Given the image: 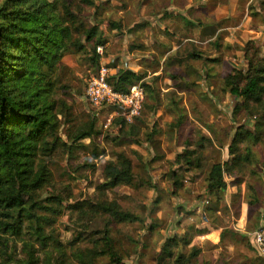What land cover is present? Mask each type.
Segmentation results:
<instances>
[{
    "label": "rangeland",
    "instance_id": "374dc122",
    "mask_svg": "<svg viewBox=\"0 0 264 264\" xmlns=\"http://www.w3.org/2000/svg\"><path fill=\"white\" fill-rule=\"evenodd\" d=\"M2 1L6 0H0V3ZM65 1L71 11L81 16H89L97 9L101 18L98 26L111 39L110 45L104 49L105 56L110 58L121 53L125 33L141 17L143 0H92L94 6L83 0ZM32 2L21 0L19 6L26 8ZM113 22L120 25L121 35L118 37L113 35L116 30H109ZM80 62L82 65L78 62L72 64L60 80L57 92L58 99H61L57 113L60 141L55 148L45 147L43 156H40L51 173L50 181L36 194L41 208L35 209L36 217L20 221L21 234L8 235L6 251L10 257L1 255L0 264H116L111 254L106 253L105 235L109 236L113 251L124 264H176L179 255L183 260L197 264H264V259L253 251L246 236L238 238L239 244H232L227 230L224 240L216 246L198 237V231L206 228L204 222L223 227L233 222L240 226L238 208L241 200L257 201L246 183L259 186L261 181L249 171L251 164L254 167L264 164V132L261 133L263 140L252 146L251 160L254 162L246 165L244 174L225 173L228 186L242 179L233 185L235 196L228 197L232 209L224 207L213 219L203 203H199V199H203L200 193L206 187L211 165L230 158L226 144L231 142L237 125L253 129L258 121L264 124V110L233 112L237 102L230 94V100L223 102L227 91L222 79L212 81L211 102L202 98L198 100L191 94L186 103L175 102L177 108L173 110L170 107L174 102L168 101L169 96L163 93L151 106V101L146 100L148 89L145 82V86L141 83L145 89L144 105L137 116L143 127L137 137H132L126 135V131L136 119L127 122L126 128L119 131L117 125L122 119L117 115L105 128L106 111L96 112L88 104L84 97L88 69L84 59L80 58ZM161 92L160 89L159 94ZM90 122L94 123V131H98L96 137L74 140L80 130L88 129ZM200 125L212 128L214 133L209 131L210 137L202 135ZM152 131L155 134L148 141L147 134ZM136 139L138 143L130 142ZM192 151L195 152L190 155L192 163H186L184 156ZM112 159L129 161L133 177L128 183L102 189L103 168ZM236 169L241 170V167ZM176 180L181 182L180 186H174ZM212 200L213 196L210 202ZM76 204H83L84 208H73ZM100 204L117 205L118 211L128 212L134 218L119 220L97 208ZM256 204H250V210ZM90 206L95 208L88 210ZM195 206L201 207V211ZM257 217L256 208L249 211L248 220L251 222L247 231L256 226ZM39 226L46 245L34 234L33 227ZM183 236H192L191 244L184 246L180 241L177 245L176 239ZM170 237L176 239L166 244ZM192 246L201 250L197 257L189 256Z\"/></svg>",
    "mask_w": 264,
    "mask_h": 264
},
{
    "label": "trees",
    "instance_id": "16d2710c",
    "mask_svg": "<svg viewBox=\"0 0 264 264\" xmlns=\"http://www.w3.org/2000/svg\"><path fill=\"white\" fill-rule=\"evenodd\" d=\"M20 1L0 3V256L9 257L6 251L8 235L21 234L20 221L36 217L35 209L41 208L36 194L50 181V170L40 156H43L45 147L55 148L60 141L57 113L61 99H58L57 92L62 74L69 69L62 63V58L66 54H76L84 59L91 68L89 77L106 55L105 52L102 56L96 52L97 46L106 44V38L98 28L101 18L97 9L89 16H81L71 11L65 0H32L26 8L19 6ZM83 1L94 6L92 0ZM244 56L246 67L235 68L224 76V89L238 104L233 112L264 110V55L261 56L249 42L244 48ZM113 63L109 62L108 66L114 67ZM142 78L140 73L120 68L114 76L110 75L109 81L114 90L125 93L133 84L141 82L145 86ZM134 119L137 121L130 125L124 120L118 121L119 131L128 125L126 135L137 137L143 125L138 117ZM263 128L261 121L255 123L253 129L237 125L228 144L230 158L211 165L206 176V188L214 202L208 207L209 212L217 211L221 205L226 188L225 173L244 174L246 165L251 162L252 146L263 140ZM94 130V123L90 122L88 129L80 130L74 140L94 138L98 134ZM154 134V131L147 134L146 139L149 141ZM130 142L138 143L139 140ZM194 153L184 156L186 163H192L190 155ZM238 167L241 170L236 169ZM261 168L264 172V164ZM131 170V163L125 159L109 160L103 168L104 182L100 188L110 189L130 182L133 177ZM237 180L240 182L242 179ZM180 185L181 182L174 181L175 187ZM82 205L76 204L73 208L81 210L84 208ZM116 206L100 204L97 208L119 220L134 218L128 212L118 211ZM94 208L87 207L88 210ZM33 230L36 238L46 245L42 227H33ZM174 239L168 238L166 244ZM103 240L106 253L111 254L113 262L124 264L113 251L109 236L105 235ZM191 240L192 236L179 237L176 244L182 241L187 246ZM200 251L199 247L192 246L189 256L197 257ZM175 262L197 264L183 260L180 255Z\"/></svg>",
    "mask_w": 264,
    "mask_h": 264
},
{
    "label": "crops",
    "instance_id": "0c3cea01",
    "mask_svg": "<svg viewBox=\"0 0 264 264\" xmlns=\"http://www.w3.org/2000/svg\"><path fill=\"white\" fill-rule=\"evenodd\" d=\"M140 9V19L135 20L124 35L121 53L116 57L105 56L103 60L114 61V67L109 66L112 76L120 68L142 74V81L148 85L146 100L151 101V106L160 100L163 93L169 96L168 101L174 102L170 107L173 110L177 108L175 102L180 105L181 102L186 103L188 95L191 94L198 97V100L202 98L211 102V92L214 89L212 81L222 79L224 74L226 76L231 73L232 69L246 67L244 48L247 43L252 42L260 55H264V0H143ZM98 28L100 30L102 27ZM109 30H116L113 34L116 37L121 35L119 23L113 22ZM100 31L106 38L105 49L110 45L111 39L105 34V30ZM76 62L82 65L80 57L76 54H66L62 58V63L68 68ZM85 64L89 75L91 68H88L86 62ZM171 81L174 83L171 84ZM160 89L163 92L159 94ZM229 96V93L225 92L223 102L229 101ZM200 127L202 135L210 137L209 131L214 133L210 127L201 125ZM226 147L228 153V143ZM260 165L254 167V164H251L249 173H252L253 177L259 176L258 179L261 181L258 183L259 186L253 185L252 182L246 183L248 189L254 192L257 197L254 199L257 201L241 200L238 208L241 225L232 222L229 226L223 227L219 226L220 224L211 225L204 222L206 228L204 231H198L199 238L216 246L224 240L227 234L224 231L227 230L230 231L231 237L228 239L232 244H239V237H250L264 216V172ZM224 180L226 182L225 175ZM233 185L228 186L226 182L223 204L221 202L219 209L213 213L208 211V207L213 206L214 201L210 202L212 195L206 187L200 193L203 199H199V203H203L213 219L225 209L224 207L230 206L232 209L228 197L235 196ZM254 203H257L254 208L258 210L259 219L257 217L256 226L247 231L246 228L251 222L248 220L249 211L254 210V208L250 210L252 208L250 204ZM195 207L201 211V207Z\"/></svg>",
    "mask_w": 264,
    "mask_h": 264
},
{
    "label": "built area",
    "instance_id": "2783aa9c",
    "mask_svg": "<svg viewBox=\"0 0 264 264\" xmlns=\"http://www.w3.org/2000/svg\"><path fill=\"white\" fill-rule=\"evenodd\" d=\"M96 52L103 55L104 47L99 45L96 47ZM102 57L100 64L95 71L86 79L84 88V97L89 105H91L96 112L106 111L105 128L111 125L114 118L119 115L125 122H131L134 118L140 115L145 100V89L141 82L130 86L128 92H119L114 90L110 77L109 62H105ZM120 127V124L117 125ZM250 244L257 255L264 258V216L260 223L251 232Z\"/></svg>",
    "mask_w": 264,
    "mask_h": 264
}]
</instances>
